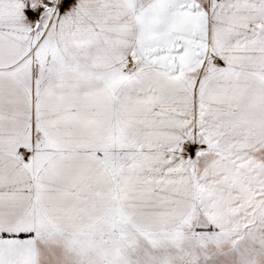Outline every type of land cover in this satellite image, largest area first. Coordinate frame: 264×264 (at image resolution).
<instances>
[{"label": "snow or ice", "instance_id": "snow-or-ice-1", "mask_svg": "<svg viewBox=\"0 0 264 264\" xmlns=\"http://www.w3.org/2000/svg\"><path fill=\"white\" fill-rule=\"evenodd\" d=\"M0 264H264V0H0Z\"/></svg>", "mask_w": 264, "mask_h": 264}]
</instances>
